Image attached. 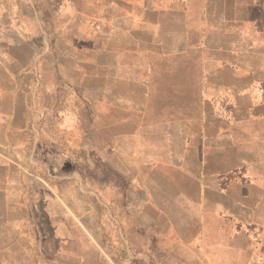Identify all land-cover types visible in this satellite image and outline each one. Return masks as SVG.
<instances>
[{"label":"rangeland","instance_id":"obj_1","mask_svg":"<svg viewBox=\"0 0 264 264\" xmlns=\"http://www.w3.org/2000/svg\"><path fill=\"white\" fill-rule=\"evenodd\" d=\"M71 1L79 5L70 14L74 20L58 21L52 33L57 36L45 34L24 84L27 100L44 119L40 128L59 131L58 144L53 153L39 152L37 147L48 150L44 135L37 134V147L31 135L35 150L26 152L20 172L11 171L8 182L0 174V264H264L261 224L225 213L226 185L241 178L239 171L217 174L215 198H170L171 191L161 195L133 189L125 174L101 160L97 149L81 146V139L96 146L99 138V0L56 3ZM102 1L115 4L110 12L119 18L122 47L136 36L137 46L168 50L166 55L154 50L163 65H155L147 85L121 79L118 86L125 99L145 96L131 102L146 111L147 130L136 141L142 150L136 164L148 165L152 176L162 164L167 169L173 151L180 155L183 149L185 178L193 179L197 157L206 177L210 163L216 167L225 162L228 126L232 113L241 109L229 96L231 87L210 79L211 59L218 56L211 48L210 15L233 14L232 5L220 6V0ZM244 7L236 12L251 10ZM87 9L94 14H84ZM182 74L184 78L173 76ZM68 117L74 123L73 145L61 132ZM108 184L117 187L118 199L103 195ZM190 184L185 183V194H192Z\"/></svg>","mask_w":264,"mask_h":264},{"label":"crops","instance_id":"obj_2","mask_svg":"<svg viewBox=\"0 0 264 264\" xmlns=\"http://www.w3.org/2000/svg\"><path fill=\"white\" fill-rule=\"evenodd\" d=\"M228 1L220 0L218 4L232 5L234 13L210 15L209 20L212 23L210 38L215 43L212 52L218 54L211 59L214 73L210 74V79L215 85L231 87L230 98L241 106L238 112L232 113L226 135V159L222 165L214 167L210 163L207 178H202L200 158L197 157L193 179H186L183 149L180 155L173 151L172 160H166L167 169L163 170L162 164L161 172L152 176L148 173V165L136 164L142 151L136 141L138 135L147 130L146 111L134 108L131 102H140L145 96L125 99L120 96L118 86L121 79L126 84L147 85L145 79L152 78L155 65H163V57H155L154 50L162 54L168 50L137 46L136 36L128 37L130 40L122 47L119 18L110 12L115 4L100 0L96 4L99 38L96 68L102 71V78L101 73L98 77L102 89L98 86L97 91L100 109L96 131L99 138L96 146L93 141L81 139V146L86 150L97 149L101 160L125 174L133 189L137 187L136 190L146 194L155 191L161 195L171 191L170 198H215L218 194L217 174L237 170L241 178L230 179L226 185L225 213L240 222L256 220L264 229V0H233L232 4ZM244 6L251 10L236 12L246 8ZM78 7L72 1L57 6L56 0H0V174L3 181H10L11 171L20 172L19 167L25 165L26 152L35 150L34 144L39 146L37 139L41 138V133L48 150L43 146L42 149L37 147L38 151L53 153L58 144L56 133L59 131L45 126L40 128L44 119L40 121V114L27 100L30 95L25 94L24 84L30 79L26 76L27 71L36 66L33 55L39 51L45 34L55 36L52 33L57 22L63 24L66 20H74L70 14L78 11ZM83 12L94 14L90 9ZM173 76L184 78L183 74ZM69 119L61 132H64L66 142L73 145L76 143L71 137L74 123ZM31 135L34 144L29 139ZM185 183H191L187 188L192 189V194H185ZM108 193L115 199L120 196L117 187L110 184L103 188V195Z\"/></svg>","mask_w":264,"mask_h":264}]
</instances>
